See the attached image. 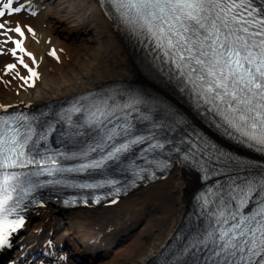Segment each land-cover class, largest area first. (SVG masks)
Listing matches in <instances>:
<instances>
[{"label": "snow or ice", "instance_id": "snow-or-ice-1", "mask_svg": "<svg viewBox=\"0 0 264 264\" xmlns=\"http://www.w3.org/2000/svg\"><path fill=\"white\" fill-rule=\"evenodd\" d=\"M101 2L112 5L126 24L147 33L182 81L191 85L197 96L204 98V103L209 106L207 110L220 117L221 123L216 125L218 128L225 127L229 138L249 147L256 146L264 152V0ZM10 3L11 0L3 7L9 8ZM22 8L11 9L8 14L19 13ZM32 14L35 15V12ZM5 15L4 11H0V17ZM5 28L6 22L0 23V29ZM7 31L24 35L19 26ZM28 32L31 33L32 29L28 28ZM14 43L21 52H25L21 41ZM9 51L16 56L15 49ZM25 54L35 65L36 58L31 53ZM49 55L56 56L55 50ZM17 60L29 73L26 77L20 76V79L33 87L35 80L39 79V73L24 63L23 56L17 57ZM7 70L15 71L16 64L7 65ZM16 75L19 76L18 71ZM126 107H132V104ZM0 111L6 112L7 106L0 105ZM112 114L99 108L90 111L86 123L95 125L99 132L86 150L71 155L47 145L48 136L54 130L52 123H47L46 128L39 125L41 130L38 131L37 125L33 123L38 120L37 117L24 113L0 115V248L10 246L12 234L24 226V217L20 215L23 203L41 186L33 178L47 175L53 177L45 182L47 184H67L65 179L55 177L88 169H102L106 162L119 160L120 154L129 151L133 145L148 143L141 152L142 156L147 152L163 150L165 144L171 145L169 153L180 154L179 158L184 162L199 164L202 179L248 167L237 157L215 145L201 143L200 139L185 141L181 138L177 141L165 137L160 142L155 133H150L117 144L118 137L132 135V125L125 117L111 128L102 127ZM180 123L173 119L172 124L158 126L175 131ZM67 135L71 136L72 133ZM42 142L47 146L42 147ZM93 152L99 158L73 167L61 165V160H87ZM144 158L147 160L146 156ZM147 162L156 163L158 167L170 166L155 159ZM29 168V171H15ZM143 171L146 169H139L135 175L139 176ZM238 178L229 177L231 183L227 187L218 185L217 193H213L219 195L221 190L224 191L217 211L212 215L216 224L228 226L213 228L203 240L196 242L205 249L209 242L212 243L210 255L207 256L210 264H264V174L249 176L237 184ZM118 183L117 180L105 179L94 184L71 186L102 188L115 187ZM116 192L119 193L118 188ZM253 197H256L254 207L245 213L243 209L249 206ZM102 198L97 197V202ZM198 199H203L205 206L209 203L203 194ZM232 201H235V208H232Z\"/></svg>", "mask_w": 264, "mask_h": 264}, {"label": "bare ground", "instance_id": "bare-ground-1", "mask_svg": "<svg viewBox=\"0 0 264 264\" xmlns=\"http://www.w3.org/2000/svg\"><path fill=\"white\" fill-rule=\"evenodd\" d=\"M36 2L38 1L15 0L10 4V7L6 9L3 7V5L5 3H9V0H5V2L0 0V11H4L6 13L4 17H0V23L6 22V28L0 29V31L7 32H0V68L4 67L6 72H9L7 70V65L16 64L15 71L20 72L25 77L29 75L26 69H23L17 64L18 62L15 59V56H13L11 51H9L10 49H15L16 55H18V57L23 56L17 53L22 52L14 43L15 40L6 39V37L9 36L7 31L8 26L13 25L14 28L19 26L23 30L24 35L22 38L16 36L15 33L14 38H17L18 41H21V44H24V48L26 47L28 51L33 54V57L36 58V64L34 65L32 60L23 56V58H25L24 60H26L25 62L30 67L40 70L43 69L46 64L50 63L52 58L58 57L57 54L56 56L49 55L51 51L55 50V52H57L59 50V42L54 34H52V27L62 21H65L66 19L72 20L75 18L73 19L74 23L76 22L75 25H83L86 22L88 23L89 20L92 23L99 25L101 23L99 21H102V25L105 26L104 27L100 25L102 33L103 31L104 33L108 32L107 41L110 47H112L113 51L116 52L114 53L118 55L115 66L118 68V70H121L125 73L117 74L115 77H104L96 75L95 73V75H91L90 73L77 75L72 83H62V88L60 85L59 88L61 89L57 90V94L48 93L47 95H44L38 92V95L30 97L26 101L19 100L14 102L12 105H38L44 102L46 103L50 100L68 98L78 93L95 89L109 80L120 79L122 77L152 86L153 88L157 89L156 85L150 82L147 76L143 74L133 59L131 53L127 51V48L121 39L118 30L105 15L97 0H55L54 7L49 6L50 4L45 5L43 2ZM60 2L67 3V5L62 7L59 5ZM20 6H23V8L19 13H12L10 15L8 14L11 9ZM52 8H55V11H52ZM33 12H35V15L32 14ZM60 12H63V15L58 16V13ZM80 13L83 14L84 17H79ZM28 28L32 29L31 33L28 32ZM109 32L112 33L114 38L111 37L112 35H110ZM100 40L105 41V36H102ZM44 71L46 70L44 69L39 72V76L42 75L43 77ZM39 79H36V81ZM49 80L52 81L51 78ZM25 91H27V89H25ZM216 140L222 142V139L219 137H216ZM241 154H244L245 156L248 155L247 153L243 152ZM199 186L200 184L198 177L191 170H188L184 166L177 164L173 166L164 177L144 183L143 185L134 188L132 191L116 199L115 203L111 202L97 207L94 206L89 208L86 207L67 210L61 209L59 206L52 203H44L40 208L34 207L28 212V221L30 219L33 220L34 217H40L42 218L43 222H48V220L56 211L59 212L64 210L63 213L65 215H60L59 222H61L63 219L62 221L65 224V227H63L61 231H59V228L56 227L49 230L44 228L45 223L47 222L43 223L41 221L42 223H40V225L34 229H24L22 232L23 235H18L15 242H13L14 245L19 246L20 248H18L16 252L17 258L19 259L17 260L27 263L26 260L28 257H31L33 254L38 253L39 251L43 252L44 248L48 250L47 252L45 251L47 255H44L46 253L43 255L41 253L39 256H35L32 264H59V261L55 259L58 250L60 248L66 249L72 247L73 250L76 251V255H78V257L87 255L90 256L91 260L93 256L98 255L99 262L97 264H114L113 259L109 260V262L106 260L108 257V251L110 250V244L118 238L130 239L132 232L141 226L143 230L138 232L137 238H145L146 236L144 235H146L147 230L149 229V225H147L145 221V216L147 211L149 212L151 210L152 207L149 208V206H151V202L154 201H146L139 208L131 206L135 209H131L130 206H126V204H129L130 199L133 196L139 197L142 201L141 197H146L153 191L159 189L167 194V198L172 200L180 212L178 213V216H174L175 219L172 220V223L168 227L166 231L167 234L157 233L155 238L148 244L147 248L141 250L140 253L134 258L131 254H135V251H133L129 245L119 249V251L123 250L127 254L128 260L125 261L126 264H151L152 261H154L164 252L167 246L177 235L183 219L189 211L191 198ZM140 212H142L141 215ZM27 223H25L26 228ZM74 234H90L92 235L91 237H97L98 242L106 246V248H101L102 251H100V253L97 247L94 245L85 246L83 242L75 240ZM22 254H26V257H23ZM14 258L16 259V257ZM72 260L76 261L77 259Z\"/></svg>", "mask_w": 264, "mask_h": 264}, {"label": "rangeland", "instance_id": "rangeland-1", "mask_svg": "<svg viewBox=\"0 0 264 264\" xmlns=\"http://www.w3.org/2000/svg\"><path fill=\"white\" fill-rule=\"evenodd\" d=\"M2 2H5V0H2ZM39 2L41 3L43 2L45 5L50 4L49 6L51 7H54L55 4V0H39L36 3ZM59 5L63 7L67 5V3L60 2ZM52 11H55V8H52ZM59 15L60 16L63 15V12L58 13V16ZM79 17H84V16L83 14L80 13ZM67 18H72V17H67ZM73 19L72 20L66 19L65 21H62L57 25L54 24L55 26L52 27V34H54V36L57 38L59 42V50L56 52V54L58 55V59L56 57L52 58L51 59L52 61L46 64L43 67V69L40 70L35 69L38 73L44 69L46 71L43 72V77L41 75L39 76L40 79L38 81L35 80V84L33 87H28V85L25 84L24 81L20 79V76H24L20 72H19V76H17L16 71L6 72L4 67L0 68V105H12L14 102H17L19 100L26 101L30 97L36 96L39 93L40 94L42 93L44 95H47L48 93L57 94L58 93L57 90L62 88L61 85L62 83H67V84L72 83V81L75 80V77L77 75H84L86 73H90L91 75L96 74L104 77H109V76L115 77V75L117 74L125 73L121 70H118V68L115 66L118 59L117 58L118 55L115 54L116 52L113 51L112 47H110L107 41L108 32L104 33L103 31L102 33V29L100 27V25L104 26L102 25L103 24L102 21H99L101 22L99 25L92 23L90 20L88 21V23L86 22L83 25H75L76 22L74 23ZM7 29H14V26L13 25L8 26ZM0 32L7 33L5 31H0ZM13 32L14 31H8L9 36L6 37L7 40L14 39ZM109 33L110 35H112L111 32ZM102 36H105L106 39L105 41L100 40ZM111 37L114 38L113 35ZM106 42L108 47L106 46ZM17 53L19 55L25 56L22 53L19 52ZM17 57L18 55L15 56L16 60ZM25 61L26 60H24V63ZM17 64L21 66L23 69H25L21 64L19 63ZM50 78L52 81L49 80ZM60 85L61 88H59ZM25 89H27V91H25ZM141 198L142 201L139 197L133 196L130 199L129 204L127 203L126 206H130L131 209H135L131 206H135L139 208L146 201L148 202L154 201L151 202V206H149V208L151 207L152 208L149 212L147 211V214L145 216L146 218L145 221L147 225H149V229L147 230L146 235H144L146 237L137 238L138 232L143 230L141 226L132 232L130 239L118 238L109 246L110 250L108 251L107 254L108 256L106 259L107 262L113 259L114 264H126L125 261L128 260L127 254L123 250L119 251L120 248L129 245L132 248V250L135 251V254H131L132 257L134 258L136 255L140 253L141 250L147 248L148 244L151 242V240L155 238L157 233L167 234L166 231L170 226V224L172 223V220L175 219L174 216L176 217L178 216V213H180L179 209L176 208V205L172 202V200L171 199L169 200V198H167V194L159 189L153 191L151 194L147 195L146 197H141ZM40 207L41 206H39V208ZM60 208L64 209L62 207ZM63 212L64 210L59 212L56 211L54 214L52 213L53 215L48 220V222L44 221L47 222L45 223L44 228L50 230L56 227L59 228V231H61L63 227H65L64 226L65 224L62 221L63 219L61 220V222H59L60 215H65ZM50 214H51V210H50ZM141 214L142 212H140V215ZM30 220L28 221L27 228L25 227V230L34 229L38 225H40V223L43 222L42 218L40 217H34L33 220L31 221ZM78 237L79 235H75V239H78ZM101 246L96 244V247L98 248H102V249L106 248V246L104 245ZM62 253L65 258H63L64 261H61L59 264H97L99 262L98 255L93 256L91 260H90V256L85 255V256H80L76 261H73L70 254L72 253L73 255H75L76 251L73 250L72 247L62 249Z\"/></svg>", "mask_w": 264, "mask_h": 264}]
</instances>
